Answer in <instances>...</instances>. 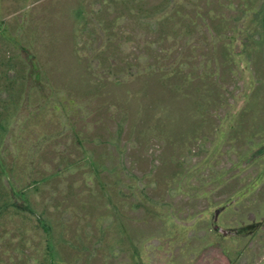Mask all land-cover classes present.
Listing matches in <instances>:
<instances>
[{"label": "rangeland", "instance_id": "obj_1", "mask_svg": "<svg viewBox=\"0 0 264 264\" xmlns=\"http://www.w3.org/2000/svg\"><path fill=\"white\" fill-rule=\"evenodd\" d=\"M0 264H264V0H0Z\"/></svg>", "mask_w": 264, "mask_h": 264}]
</instances>
